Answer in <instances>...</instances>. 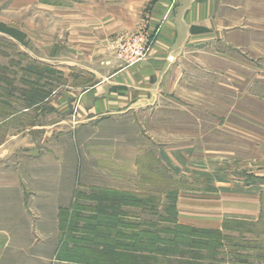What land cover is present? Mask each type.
I'll list each match as a JSON object with an SVG mask.
<instances>
[{
    "label": "rangeland",
    "instance_id": "1",
    "mask_svg": "<svg viewBox=\"0 0 264 264\" xmlns=\"http://www.w3.org/2000/svg\"><path fill=\"white\" fill-rule=\"evenodd\" d=\"M98 2L92 9L86 0H0V22L25 34L20 41L0 31V223L13 229L6 264H90L94 257L78 261L63 247L83 244L98 208L119 210L114 229L125 234L94 231L98 240L136 242L117 252L100 246L99 263L264 264V7L237 22L246 33L228 42L189 40L171 57L155 104L87 120L80 104L98 75L85 66L105 75L134 65L119 42L146 31L149 20L147 3L137 30L95 37L94 10L128 15L115 6L138 4ZM180 193L222 205L220 197L253 194L256 215L181 223ZM198 236L206 242L191 244Z\"/></svg>",
    "mask_w": 264,
    "mask_h": 264
},
{
    "label": "crops",
    "instance_id": "2",
    "mask_svg": "<svg viewBox=\"0 0 264 264\" xmlns=\"http://www.w3.org/2000/svg\"><path fill=\"white\" fill-rule=\"evenodd\" d=\"M98 1L103 0H86L85 5L96 9ZM137 2L138 4L134 6L125 3L123 5L116 3L115 6L128 7L133 21H129L127 17L129 13L126 15V12L122 10H120L122 13L118 15L103 11L102 14L100 12L97 14L94 10L96 15L91 16L92 20L98 22L92 24L97 27L98 31L91 32V34L95 37L99 34L98 36L103 39L104 37L109 38L116 32L137 30L142 24L144 7L149 3V14L147 15L149 20L146 31L156 33V38L148 58L142 62L110 69V72L105 75L99 74L93 67L85 66L91 75H98L97 83L84 92L81 100L83 104H80L87 120L102 116L116 119L134 113L139 108L155 104L160 100L158 88L172 72L171 57L174 58L178 55L189 40L200 41L217 38L228 42L232 33L237 31L246 33L247 28H244L247 25H244V28H238L237 22L252 21L251 16L258 13V10L253 9L264 7V0H136ZM198 28H204V31ZM89 33H86L87 36ZM103 67L109 69V67H113V64L107 63ZM80 111L81 109L79 113ZM17 198L18 211H21V197L18 195ZM177 198L178 219L181 223L207 226L209 224L207 221L216 219L217 213L219 215L226 214L229 218H253L256 215L253 194L235 197L231 201L227 196L220 197L226 201L224 205L221 204V201H215V199L201 194L180 193ZM49 202L59 205V200H50ZM240 210L244 211V214ZM220 219L216 222H219ZM0 220H2L1 217ZM10 226L0 223V264L8 262L4 254L11 246L13 229Z\"/></svg>",
    "mask_w": 264,
    "mask_h": 264
},
{
    "label": "trees",
    "instance_id": "3",
    "mask_svg": "<svg viewBox=\"0 0 264 264\" xmlns=\"http://www.w3.org/2000/svg\"><path fill=\"white\" fill-rule=\"evenodd\" d=\"M195 29V28H194ZM199 30H203L204 28H198ZM0 31L7 33L11 36H13L14 38L23 41L25 34L13 27L7 26L5 23L0 22ZM204 31V30H203ZM123 200L122 197H117L115 198V203H120ZM119 211V210H118ZM118 211L117 210H113L112 212H107L105 213L104 208H98V212L87 217L88 218V224L83 228V233H82V239L81 241H83V244H76V245H65L63 247V251H65L66 253L68 252H77L76 256L72 259L78 260L80 261V259H86V257H94V260L91 261L90 264H103V262H100V259L102 257V251H98L99 247L102 245H107V247L109 248H115L113 251H121L122 248H125L130 246V249L135 248L136 246V242L134 239L128 238L126 239L127 243L124 241H122V244L120 243H116L113 242V240H104L103 238L99 237L102 240H98L97 234L94 232H106L108 234H110L111 232H113L114 234H117L118 236H125L124 232L122 230L117 231L114 228L116 227V225L119 224V221L116 219V217L118 216ZM104 217V218H102ZM103 219H109L111 220L110 223H105L103 222ZM100 230V231H99ZM191 230L196 231V232H201V233H205V229H198V228H192ZM94 232V233H93ZM109 236V235H107ZM73 237V235H72ZM201 236L198 237H192L190 239L191 244H203L206 242L205 239L199 238ZM162 237L160 236V234L158 233L156 235L155 240L156 241H161ZM98 240V241H97ZM110 241V242H108ZM84 242H86L88 245L84 244ZM104 242V243H102ZM97 243V244H96ZM110 243V244H109ZM116 246H114V245ZM95 245V246H94ZM113 246V247H112ZM95 247V248H93ZM72 255V254H71ZM238 261H243L241 259H238ZM246 261V260H245Z\"/></svg>",
    "mask_w": 264,
    "mask_h": 264
},
{
    "label": "built area",
    "instance_id": "4",
    "mask_svg": "<svg viewBox=\"0 0 264 264\" xmlns=\"http://www.w3.org/2000/svg\"><path fill=\"white\" fill-rule=\"evenodd\" d=\"M153 35V33L142 30L121 39L119 47L128 64H135L147 58L153 43Z\"/></svg>",
    "mask_w": 264,
    "mask_h": 264
}]
</instances>
